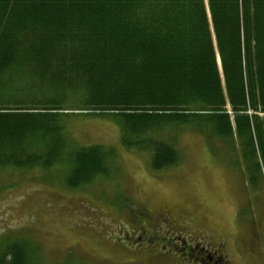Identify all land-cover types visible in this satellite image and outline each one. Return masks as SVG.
<instances>
[{
	"label": "trees",
	"instance_id": "1",
	"mask_svg": "<svg viewBox=\"0 0 264 264\" xmlns=\"http://www.w3.org/2000/svg\"><path fill=\"white\" fill-rule=\"evenodd\" d=\"M75 114L112 118L153 171L178 162L162 133L182 125L236 138L257 168L264 0H0V169L64 161L68 188L108 176L115 149L70 143ZM39 258L23 235L0 239V264Z\"/></svg>",
	"mask_w": 264,
	"mask_h": 264
},
{
	"label": "rangeland",
	"instance_id": "2",
	"mask_svg": "<svg viewBox=\"0 0 264 264\" xmlns=\"http://www.w3.org/2000/svg\"><path fill=\"white\" fill-rule=\"evenodd\" d=\"M63 123L70 143L115 149L109 175L68 188L64 161L46 170L0 169V239L27 237L40 264H179L160 242L137 240L139 227L163 235L167 215L228 264H264V158L255 168L236 138L219 140L190 125L168 129L162 138L174 144L178 162L153 171L150 154L120 143L112 118L75 114Z\"/></svg>",
	"mask_w": 264,
	"mask_h": 264
},
{
	"label": "flooded vegetation",
	"instance_id": "3",
	"mask_svg": "<svg viewBox=\"0 0 264 264\" xmlns=\"http://www.w3.org/2000/svg\"><path fill=\"white\" fill-rule=\"evenodd\" d=\"M166 216L167 215H164V218L161 219L164 226L166 225V230L163 232V235L155 237L156 234L152 235V231L148 229L149 227H139L138 231L140 232L137 240L140 242L144 239L145 246L147 247L157 246L160 242L165 248L163 254L167 252L168 256H171L170 258L179 264H228L226 259H223V253H217V250L207 248L206 244L189 233L185 235L181 231L183 228L180 226H172L171 221L166 220ZM143 217L145 221L149 220V215L143 214ZM150 224L151 223L148 222L146 226ZM172 227L176 230H174V228L172 229ZM130 238V236H127L126 239L129 240Z\"/></svg>",
	"mask_w": 264,
	"mask_h": 264
}]
</instances>
